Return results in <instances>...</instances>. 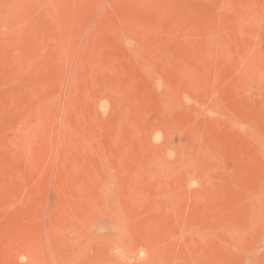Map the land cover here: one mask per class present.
<instances>
[{"label":"rangeland","instance_id":"1","mask_svg":"<svg viewBox=\"0 0 264 264\" xmlns=\"http://www.w3.org/2000/svg\"><path fill=\"white\" fill-rule=\"evenodd\" d=\"M0 264H264V0H0Z\"/></svg>","mask_w":264,"mask_h":264}]
</instances>
